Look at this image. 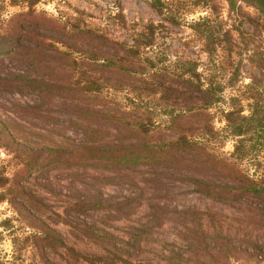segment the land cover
I'll use <instances>...</instances> for the list:
<instances>
[{
  "label": "rangeland",
  "instance_id": "rangeland-1",
  "mask_svg": "<svg viewBox=\"0 0 264 264\" xmlns=\"http://www.w3.org/2000/svg\"><path fill=\"white\" fill-rule=\"evenodd\" d=\"M196 1L166 0L167 14L173 15L174 22L157 14L149 0H41L35 9L60 22L81 11L89 26L101 28L117 40L130 41L144 25L161 22L168 31L162 46L169 59L177 56L206 63V54L189 24L210 11L194 5ZM0 4V34H4L10 16L27 8L9 0H0ZM217 5L221 17L228 21L226 2L217 0ZM243 29L256 34L247 24ZM256 35L255 43L264 47L258 39L264 35ZM11 45L0 40V79L29 76L58 80V67L67 71L70 80L78 75L79 66L70 59L56 54L45 64H34L26 56L2 51ZM96 51L99 55L104 52ZM150 53L148 50L147 55ZM246 56L242 53L240 81L223 93L225 101L230 95H239L252 78H262ZM199 70L206 74L204 64ZM107 77L110 87L104 91V112L123 119L118 124L120 132L106 124L113 145L126 137L127 125L122 122L145 121L146 113L156 114L155 121L160 122L155 137L173 136L163 123L165 106L178 110L189 105L165 103L157 94L144 92L138 101L130 92L139 94L141 88L132 90L124 85L116 89L113 85L118 76ZM70 100L57 96L46 105L34 93L9 91L0 85V174L6 177L7 186L29 196L25 202L15 197L0 202V264H264L263 215L255 208L241 210L196 192L190 182L195 176L188 171L145 164L73 166L62 161L60 156L83 139L70 115ZM226 106L222 102L210 109L217 130L224 126L221 109ZM233 144V139L227 138L221 145L210 142L209 148L228 157ZM262 156L264 151L258 155ZM255 162L249 158L237 165L249 176H256ZM203 174L204 180L219 185L226 181L212 171ZM11 190L9 194L15 196Z\"/></svg>",
  "mask_w": 264,
  "mask_h": 264
},
{
  "label": "trees",
  "instance_id": "trees-1",
  "mask_svg": "<svg viewBox=\"0 0 264 264\" xmlns=\"http://www.w3.org/2000/svg\"><path fill=\"white\" fill-rule=\"evenodd\" d=\"M9 1L27 9L10 16L5 33L0 34L1 42L7 40L12 44L2 50L5 54L26 56L34 64H45L47 59L52 60L58 54V58L70 59L79 66L74 80L68 79L67 71L59 67H54L60 77L58 80H38L29 76L0 79L1 87L34 93L46 105L57 96L71 99L67 102L72 111L70 115L76 119L73 123L81 129L83 139L72 151L60 156L62 161L73 166H170L194 175L190 182L203 196L235 204L241 210L255 208L264 217V156L258 157L264 151V47L255 43L256 34L264 35V0H224L230 23L221 17L217 0L194 3L210 11L189 24L206 54V63L177 56L169 59L162 46L168 31L161 22L144 25L142 30L132 34L130 41L117 40L101 28L89 26L82 19L81 11L76 10L77 16L60 22L36 11L35 5L41 0ZM149 4L163 19L175 21L172 14H167L166 0H149ZM244 24L256 34L245 31ZM46 32L50 34L46 36ZM258 39L264 43V36ZM27 40L31 41V48ZM96 48L103 49V54L99 55ZM148 50L151 53L147 55ZM244 52L247 60L260 70L262 78H252L242 86L239 95H230L225 101L224 91L234 88L240 81ZM201 63L206 74L199 70ZM108 74L118 76L113 85L116 89L124 85L132 90L141 88L139 94L130 92L138 101H142L141 92H144L157 94V99L165 103L189 105L178 110L173 105L165 106L163 123L173 136L155 137L154 131L160 122L156 123V114L146 113L145 121L122 122L127 125L126 137L120 144L113 145L108 139L111 131L106 124L120 132L118 124L123 119L107 116L104 112V91L110 87ZM222 102L227 103L226 108L221 109L224 126L217 130L210 109ZM133 105L138 106L137 103ZM227 138L234 141L228 157L210 150V142L221 145ZM249 158L256 161V176H249L237 165ZM208 171L226 179L224 184L204 180L203 173ZM5 179L0 174V189H3L0 202L14 197L25 202L29 198L26 191L7 186ZM11 189L15 196L9 194Z\"/></svg>",
  "mask_w": 264,
  "mask_h": 264
}]
</instances>
